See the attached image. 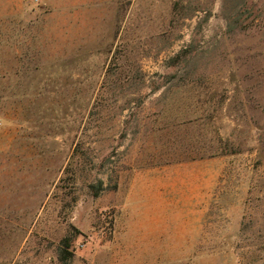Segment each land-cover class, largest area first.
Segmentation results:
<instances>
[{"label": "rangeland", "instance_id": "374dc122", "mask_svg": "<svg viewBox=\"0 0 264 264\" xmlns=\"http://www.w3.org/2000/svg\"><path fill=\"white\" fill-rule=\"evenodd\" d=\"M0 264H264V0H0Z\"/></svg>", "mask_w": 264, "mask_h": 264}, {"label": "crops", "instance_id": "0c3cea01", "mask_svg": "<svg viewBox=\"0 0 264 264\" xmlns=\"http://www.w3.org/2000/svg\"><path fill=\"white\" fill-rule=\"evenodd\" d=\"M157 215H146L145 213H140V215H137L138 219V224L141 227H146L148 229H154V234L156 238L163 239V240H170V235L169 233H166L165 231L167 229H171L173 226L177 227V222L176 220H172L173 218L176 217H181L187 219V221H182L180 224L187 226L186 231L179 237L178 239L175 240V242H178L179 244H192L195 241L194 239V232L192 231V227H189L190 224H193L192 221H189V218H194V217H200L201 212L197 210H187L183 211L180 214L181 216H173L171 212L169 211H164V212H157L155 213ZM196 224V223H195ZM199 225V223H197ZM189 247H194V246H189Z\"/></svg>", "mask_w": 264, "mask_h": 264}, {"label": "trees", "instance_id": "16d2710c", "mask_svg": "<svg viewBox=\"0 0 264 264\" xmlns=\"http://www.w3.org/2000/svg\"><path fill=\"white\" fill-rule=\"evenodd\" d=\"M70 238L69 237H64L61 240V249H60V253H59V260L60 261H66L68 260V256L70 255V252L68 251V248L70 246Z\"/></svg>", "mask_w": 264, "mask_h": 264}]
</instances>
